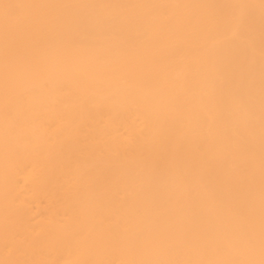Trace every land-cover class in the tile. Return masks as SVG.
Returning <instances> with one entry per match:
<instances>
[{
	"label": "bare ground",
	"instance_id": "obj_1",
	"mask_svg": "<svg viewBox=\"0 0 264 264\" xmlns=\"http://www.w3.org/2000/svg\"><path fill=\"white\" fill-rule=\"evenodd\" d=\"M0 264H264V0H0Z\"/></svg>",
	"mask_w": 264,
	"mask_h": 264
},
{
	"label": "rangeland",
	"instance_id": "obj_2",
	"mask_svg": "<svg viewBox=\"0 0 264 264\" xmlns=\"http://www.w3.org/2000/svg\"><path fill=\"white\" fill-rule=\"evenodd\" d=\"M244 166H246V165H244ZM240 167H241V166H240ZM243 168H244V169H243ZM245 168H247V166H246V167H243V166H242V170H241V168H238V170L241 172V171L245 170ZM238 170H237V171H238ZM235 172H236V170H235ZM232 174H233V173H232ZM236 174H237V173H236ZM233 175L236 176L235 174H233Z\"/></svg>",
	"mask_w": 264,
	"mask_h": 264
}]
</instances>
